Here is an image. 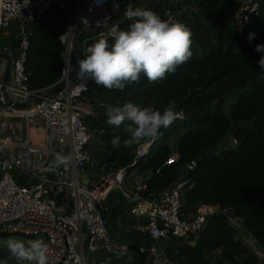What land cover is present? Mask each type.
I'll list each match as a JSON object with an SVG mask.
<instances>
[{"label": "trees", "instance_id": "obj_1", "mask_svg": "<svg viewBox=\"0 0 264 264\" xmlns=\"http://www.w3.org/2000/svg\"><path fill=\"white\" fill-rule=\"evenodd\" d=\"M65 1L68 9L77 7L75 0ZM131 7L152 10L164 20L187 26L192 31V56L175 74L157 82L141 74L138 84H129L123 91L88 80L83 101L94 112L85 117L94 134L87 145L95 162L91 173L100 177L110 169L126 167L127 175L142 177L140 182L130 183L127 176V184L136 187L145 183L144 195L150 198L186 179L183 214L190 216L202 203L217 206V211L193 242L177 237L158 241L137 227L140 221L131 214V203L114 191L106 201L109 210L104 212L112 238L119 245L135 243L146 251L140 256L114 248L99 253L92 264L107 259L110 264H152L147 250L154 244L165 251L163 264H264V71L257 63L264 51L255 50L257 44H264V0L259 11L244 21L237 16L232 0H131ZM68 9L52 4L28 23L24 68L31 91L54 85L64 76L61 35L68 28L69 17L75 16L68 15ZM132 22L124 18L122 30ZM250 33H255L251 41ZM21 38L16 21L0 28V51L16 57ZM101 38L114 43L111 37H90L83 47L84 57ZM234 92L239 94L227 104ZM129 102L161 112L174 102V111L184 113V119H175V125L161 128L150 152L134 166L130 165L138 144L115 148L111 140L115 136L123 139L126 134L123 125H109L106 115L107 106L122 107ZM174 152L179 154L178 161L166 164ZM192 161L195 165L189 168ZM231 217L239 219V226ZM243 237L255 240L260 255Z\"/></svg>", "mask_w": 264, "mask_h": 264}, {"label": "built area", "instance_id": "obj_2", "mask_svg": "<svg viewBox=\"0 0 264 264\" xmlns=\"http://www.w3.org/2000/svg\"><path fill=\"white\" fill-rule=\"evenodd\" d=\"M232 1L237 6L240 21L250 20L261 4V0ZM75 3L78 14L61 35L64 76L74 66V41L80 31L111 23L108 29L85 37L84 47L90 37L114 39V32L122 30L120 24L124 20L115 21L124 10V0H75ZM52 4L68 9L65 0H0V28L16 21L22 36L16 57L9 51H0L12 57L6 84L3 79L7 60L0 57V232L42 238L49 246V264H92L99 253L114 249L110 226L105 216L98 212L97 205L103 212L107 211L109 208L103 204L104 200L118 191L131 203L130 212L139 219L137 227L140 230L158 241L177 237L193 242L208 218L217 211V206L202 203L195 213L184 215L182 197L188 180H177L156 198H150L144 195L145 183L136 187L127 184L126 167L110 169L98 180L90 176L95 162L87 145L94 134L86 125L85 117L94 112L83 101L88 81L86 87H77L80 81L75 74L57 92L39 97L37 102L33 100L26 109L15 108L13 103L6 101L5 93L14 103H22L35 92L25 83L27 26L36 14L44 13ZM176 114V119H184L183 112ZM8 117L21 121L10 123ZM153 143L140 142L130 166L145 157ZM58 156L65 162L58 163ZM178 159L179 154L174 152L165 163L173 164ZM194 165L192 161L188 167ZM230 220L239 226L237 217ZM243 238L260 255L255 240ZM139 249L141 254L146 251L143 247ZM127 252L122 250L123 254ZM164 252L156 244L147 250L152 264H163L166 261ZM109 262L107 259L99 264Z\"/></svg>", "mask_w": 264, "mask_h": 264}, {"label": "clouds", "instance_id": "obj_3", "mask_svg": "<svg viewBox=\"0 0 264 264\" xmlns=\"http://www.w3.org/2000/svg\"><path fill=\"white\" fill-rule=\"evenodd\" d=\"M125 15L133 22L126 30L114 32V43L105 38L99 39L87 49L88 55L76 60L77 87H86L93 80L109 90L123 91L129 84H138L141 74L150 82L175 74L178 66L186 63L192 56V31L180 22L162 19L152 10L136 8L131 5ZM255 33L249 34V41ZM256 51H264V44H257ZM257 63L264 71V57ZM175 104L170 102L161 112L151 106H140L131 102L122 107L106 108L107 123L112 126L123 125L125 138L115 136L111 143L115 148H131L141 141L153 142L161 135V128H167L177 118ZM58 163L64 158L57 157ZM6 249L9 259L17 264H49V246L42 239L9 238ZM6 264V262H0Z\"/></svg>", "mask_w": 264, "mask_h": 264}, {"label": "water", "instance_id": "obj_4", "mask_svg": "<svg viewBox=\"0 0 264 264\" xmlns=\"http://www.w3.org/2000/svg\"><path fill=\"white\" fill-rule=\"evenodd\" d=\"M124 2H125L124 10H123L121 16L118 19H116L115 21H120V20H122L123 18L126 17L125 10L127 9V7L129 5H131V0H124ZM110 24L111 23L106 24V25L101 26V27H94V28H90V29H84V30L80 31L77 34V36L75 38V41H74L75 64H74L72 70L69 73H67V75H65L64 78H62L59 82H57L54 85H51V86H49L47 88L35 91L34 93H32L30 95V98L27 101L22 102V103H20V102L14 103L12 101V99L9 97V95L7 93H5L6 101L9 102V103H13V106L15 108L26 109L32 104L33 100H35L36 98L42 97L44 95H47L51 91H53L55 89H58L59 87L65 85L68 80H70L71 78H73L75 76L76 70H78V65H76V60L78 58H80V59L84 58L83 39L85 37H89V36L95 35V34H97L100 31L108 29ZM0 57H5L6 60H7L6 72H5V76H4V79H3L4 84H6L7 81H8L10 72H11L12 57L7 52H0ZM3 90L5 91V87H3ZM97 210L100 213V215L102 217H104V212H103V210H102L100 205H97ZM10 236H19V237H23V238H26V239H33L35 237L34 235H28V234L19 233V232H13V233H11V232H0V238H8ZM113 247L115 249H118V250H127L128 252H134L135 251V252L139 253L140 256L142 255L140 253L139 246L137 244H135V243L126 244V245H119V244L114 242L113 243ZM9 257H10V252H9V250L6 249V246H0V262H6V264H17V262L14 259H9ZM141 260H142V258H141Z\"/></svg>", "mask_w": 264, "mask_h": 264}, {"label": "rangeland", "instance_id": "obj_5", "mask_svg": "<svg viewBox=\"0 0 264 264\" xmlns=\"http://www.w3.org/2000/svg\"><path fill=\"white\" fill-rule=\"evenodd\" d=\"M71 13H75V16H73V17H69V20H70V22L71 21H73L75 18H76V16H77V14H78V8L77 7H70L69 9H68V15H71ZM73 62H74V60H73ZM74 64H75V62H74ZM249 90V86L248 87H246L244 90H243V92H246V91H248ZM239 94V92H234V93H232L231 95H230V97L228 98V100H227V104H230L231 102H234V100L236 99V97H237V95ZM8 121L10 122V123H16V122H18V121H21V119L20 118H13V117H8ZM176 122L177 121H174L173 122V124H172V126L173 125H175L176 124ZM38 127H39V125H38ZM10 131V130H9ZM23 135V134H22ZM176 137V136H175ZM172 139V138H171ZM170 141V140H169ZM171 142V144H173L174 143V141H173V139L170 141ZM96 172V171H95ZM102 171H100V172H98V173H101ZM103 174V173H102ZM128 174V173H127ZM90 176L92 177V178H96V180H98L100 177L98 176V175H96V173H91L90 174ZM128 177H127V180L128 181H130V183H134V181L135 180H138L139 178H138V176H135V175H133V173H131L130 175H127ZM239 225V224H238ZM9 238H15V239H23V240H25V241H27L28 239H26V238H23V237H19V236H10V237H8V238H0V246H6V241L9 239ZM36 239H42V238H40V237H38V238H36ZM87 255H88V257L90 256V253L87 251ZM109 264H110V262H109Z\"/></svg>", "mask_w": 264, "mask_h": 264}, {"label": "crops", "instance_id": "obj_6", "mask_svg": "<svg viewBox=\"0 0 264 264\" xmlns=\"http://www.w3.org/2000/svg\"><path fill=\"white\" fill-rule=\"evenodd\" d=\"M166 13L168 14L169 11H167ZM169 17H170V18L173 17V18L175 19V16H174L173 14H171V13L169 14ZM83 30H84V29H83ZM182 132H183V131H182ZM182 132H181V133H182ZM176 139H177V137H176ZM138 178H139V179H138V180H135V182H140V181L142 180V177H141V176H138ZM95 179H96V178H95ZM95 179H94V180H95ZM107 199H108V197L104 200L103 204H104L105 206L108 207L107 202H106ZM108 210H109V209H108ZM108 210H107V211H108Z\"/></svg>", "mask_w": 264, "mask_h": 264}]
</instances>
